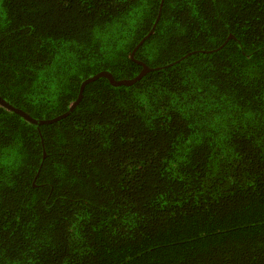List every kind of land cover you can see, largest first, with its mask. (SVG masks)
<instances>
[{
    "label": "trees",
    "instance_id": "trees-1",
    "mask_svg": "<svg viewBox=\"0 0 264 264\" xmlns=\"http://www.w3.org/2000/svg\"><path fill=\"white\" fill-rule=\"evenodd\" d=\"M81 88L0 105V264H264V0H0V97Z\"/></svg>",
    "mask_w": 264,
    "mask_h": 264
},
{
    "label": "water",
    "instance_id": "water-1",
    "mask_svg": "<svg viewBox=\"0 0 264 264\" xmlns=\"http://www.w3.org/2000/svg\"><path fill=\"white\" fill-rule=\"evenodd\" d=\"M140 44H141V42H140ZM137 47L135 48V50L137 49ZM131 57H133V54L131 55ZM139 64L142 65V63H140V62H139ZM147 71H148V69L146 67H144V69L141 71V73L135 79H133V80H123V81H114V79L112 78V76L109 73H107V72H101V73H98L96 76H94L92 78H89L87 81L83 82V84L81 86L83 88V86L87 82L94 81L95 79L100 78V77L108 79L110 81V83L112 85H115V86H119V85H130V84L134 83L135 81H137L138 79H140L142 77V75L145 74ZM82 88H81V90L79 92V95H78L77 100L69 107V111L67 113L61 115V116H58V117L52 119V120H34L30 116H28L26 113H24L23 111H21V110L15 108V107L9 105L8 103H6L1 97H0V105L3 106V107H5V108H7L10 111H14L15 113L21 115L27 121L31 122L34 125H37L38 126V125H43V124H50V123H53V122L58 121L60 118H63L70 111H72V109L76 106V104L79 102V100L81 98Z\"/></svg>",
    "mask_w": 264,
    "mask_h": 264
}]
</instances>
